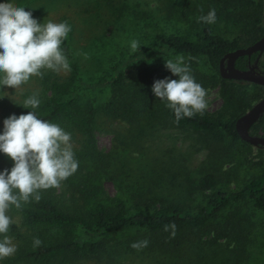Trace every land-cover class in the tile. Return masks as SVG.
<instances>
[{
	"label": "rangeland",
	"instance_id": "1",
	"mask_svg": "<svg viewBox=\"0 0 264 264\" xmlns=\"http://www.w3.org/2000/svg\"><path fill=\"white\" fill-rule=\"evenodd\" d=\"M250 1L257 6L258 0H14L38 22L68 23L67 39L77 77L86 83L96 81L118 59L132 53L131 40L139 42L138 50L155 48L156 33L197 40L205 26L231 39L253 14ZM262 4L264 11V0ZM209 9L216 11L215 23L200 22L198 17ZM180 56L186 64L191 60ZM193 62L202 74L215 73L204 57ZM258 70L264 72V52ZM46 73L65 78L70 71ZM41 80L33 76L14 90L4 86L0 127L3 118L22 107L19 104L26 93L39 96ZM76 86L77 81L71 88ZM247 89L256 93L259 87L252 84ZM206 93L205 110L217 116L222 111L218 89L207 88ZM114 96L116 90L111 88L82 87L78 91V106L92 105L95 110V129L91 144L78 131L70 133L78 168L54 187L67 204L83 212L96 202L122 204L127 211L135 207L150 211L169 203L195 211L215 190L239 189L261 174L264 147L230 138L211 144L201 133L169 123L155 101L141 109L123 106L122 115L116 116L107 106ZM257 134L263 135V131ZM206 173L215 174L217 182L211 189L201 190L199 180ZM174 237L142 228L120 229L102 239L100 254L76 264H264V209L255 208L250 201L233 203L196 238L182 242ZM145 239L146 247H131L132 242Z\"/></svg>",
	"mask_w": 264,
	"mask_h": 264
},
{
	"label": "trees",
	"instance_id": "2",
	"mask_svg": "<svg viewBox=\"0 0 264 264\" xmlns=\"http://www.w3.org/2000/svg\"><path fill=\"white\" fill-rule=\"evenodd\" d=\"M250 5L253 14L246 17L242 27L231 39L213 33L208 26L203 28L197 40H186L177 34L159 32L154 37L155 48L138 50L118 59L106 74L92 83L83 82L77 77V64L66 37L61 48L70 64V74L65 78L52 73L43 76L42 93L40 91L38 96L40 105L35 110L37 115L43 120L59 124L68 133L78 131L91 144L95 110L92 105L85 108L78 106V91L82 87L92 90L111 88L116 90L117 96L111 98L107 106L116 116L122 115L123 106L141 109L155 101L169 123L201 133L211 144H220L226 138L242 140L236 131L235 121L262 97L264 87L258 85L259 90L250 93L247 87L254 83L223 78L219 74V63L226 53L248 46L263 35L262 0H258L256 7H253V1H250ZM180 55L191 58L187 65L196 82L205 89L217 87L222 100V111L217 116L204 110L202 114L197 113L191 118L184 117L175 122L172 111L152 94L151 84L154 80L176 78L165 68L164 63ZM196 57H204L215 73L208 75L199 72L193 62ZM256 57L257 52L250 56H240L235 65L246 69ZM75 81L77 86L72 89L71 85ZM25 95L27 97L31 94ZM28 111L30 109L21 107L15 114ZM258 131H263L264 135V114L251 127L253 134ZM11 165V159L0 153V168H9ZM216 182L215 174L206 173L199 180L198 186L201 190H208ZM39 193L38 201L30 197L28 202H22L19 209L14 206L9 208L7 214L14 223L10 225L7 235L16 243L17 250L12 256L4 257L0 264H76L84 258L100 254L104 248L102 239L107 234L126 228H142L151 234L172 237V230L165 231L164 225L174 223L175 239L185 242L196 238L233 203L250 201L255 208L264 209V162L259 176L236 190H215L195 211L174 203L161 204L150 211L138 207L127 211L122 204L96 202L92 208L83 212L76 205L67 204L66 200L57 196L54 187L41 189ZM34 238L41 241L40 245H33Z\"/></svg>",
	"mask_w": 264,
	"mask_h": 264
},
{
	"label": "clouds",
	"instance_id": "3",
	"mask_svg": "<svg viewBox=\"0 0 264 264\" xmlns=\"http://www.w3.org/2000/svg\"><path fill=\"white\" fill-rule=\"evenodd\" d=\"M200 22L216 21L215 9L198 17ZM70 31L64 22L47 20L38 22L31 11L18 6L14 0L0 2V91L4 86L13 90L27 83L31 77L43 78L47 71H70V64L61 48ZM140 46L129 42L132 52ZM164 66L176 78L164 77L151 84L152 94L165 103L174 114L175 122L203 113L207 107L206 89L195 81L182 56L165 60ZM3 97V96H0ZM27 113H10L0 127V153L11 159L9 168H0V262L12 256L17 245L7 235L14 223L7 214L10 207L19 209L31 197L40 199L39 190L57 187L78 168L71 134L59 124L41 119L36 109L40 105L38 94L33 93L20 103ZM175 224L164 225L175 235ZM38 238L33 245H40ZM148 241L132 242L131 247H146Z\"/></svg>",
	"mask_w": 264,
	"mask_h": 264
},
{
	"label": "water",
	"instance_id": "4",
	"mask_svg": "<svg viewBox=\"0 0 264 264\" xmlns=\"http://www.w3.org/2000/svg\"><path fill=\"white\" fill-rule=\"evenodd\" d=\"M257 52V57L252 64H249L246 69L238 68L235 61L240 56H250ZM264 52V33L252 44L237 48L226 53L220 59L219 74L223 78L237 81H246L258 84L264 87V72L258 70V59ZM264 114V93L258 102L252 106L246 113L239 116L235 121V128L239 137L254 146L264 147V135L253 134L251 127Z\"/></svg>",
	"mask_w": 264,
	"mask_h": 264
}]
</instances>
